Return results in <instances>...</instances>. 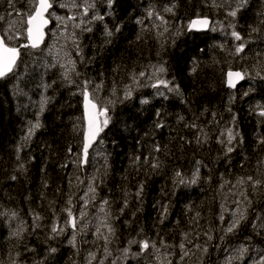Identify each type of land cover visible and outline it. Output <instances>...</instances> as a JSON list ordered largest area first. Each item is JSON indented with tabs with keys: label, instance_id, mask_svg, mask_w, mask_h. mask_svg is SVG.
Instances as JSON below:
<instances>
[{
	"label": "trees",
	"instance_id": "trees-1",
	"mask_svg": "<svg viewBox=\"0 0 264 264\" xmlns=\"http://www.w3.org/2000/svg\"><path fill=\"white\" fill-rule=\"evenodd\" d=\"M215 5L222 6L213 0H115L109 9L97 0L105 19L87 25L90 32L75 30L79 50H72L73 83L59 66L39 64L41 49H21L19 78L0 81V264H86L82 243L64 246L65 238L52 228L67 221L66 209L75 211L91 179L96 200L108 201L114 230L109 245L115 252L129 247V241L148 239L166 258L164 264H222L233 245L255 242L264 248V183L253 190L247 182L248 176L264 182V143L259 142L264 137L259 115L264 108V0H247L235 19L226 15L225 0ZM14 7L25 12L28 5L15 0ZM152 8L166 25L147 16ZM12 10L9 0H0L1 30ZM58 13L69 14L65 9ZM197 16L211 19L217 30L189 33L187 24ZM230 23L247 41L239 55L234 49L240 41L230 35ZM105 25L112 36L106 35ZM162 64L164 78L179 85L180 95L158 98L153 87L143 88V79ZM230 68L249 73L233 92L225 88ZM85 79L90 92L101 85V101H114L110 123L101 133L104 158L93 166L80 163L83 96L77 86ZM129 90L131 96L124 98ZM37 113L42 127L24 141ZM228 128L238 131L243 142L237 137L235 150L225 155L220 141L226 142ZM154 163L159 167L153 168ZM197 166V183H175L177 170L190 180ZM241 178L245 183H238ZM237 200L247 209L246 219L226 234L220 217L224 205ZM100 245L90 249L100 251ZM135 264L158 262L150 258Z\"/></svg>",
	"mask_w": 264,
	"mask_h": 264
},
{
	"label": "snow or ice",
	"instance_id": "snow-or-ice-1",
	"mask_svg": "<svg viewBox=\"0 0 264 264\" xmlns=\"http://www.w3.org/2000/svg\"><path fill=\"white\" fill-rule=\"evenodd\" d=\"M28 8L27 11L21 13L20 10L15 9L14 7V0H9V7L13 8L16 12V15L20 17L19 21L12 20L8 22V28H6L2 34H0V80L5 79L12 75L14 78H19L16 72L18 62L20 61L21 57V49H39L42 44H44L45 38L48 35L46 29L49 28V25L52 23L53 20L57 21V28H63V33H67L68 24L72 23L73 29H81V31H91V27H87V25L92 24L94 21H104L105 16L101 15L97 8V0H26ZM107 4L108 8L111 9L112 5L115 3V0H104ZM214 6H222V5H215V0H213ZM226 3L229 5V9L226 12L227 16L232 17L235 19L237 13L247 4V0H235V7L231 6L232 0H225ZM54 5L59 9H65L69 14L65 16L57 15V12L54 10ZM174 7V6H173ZM165 12H172V7H165L163 9ZM91 12V15L89 13ZM110 15L111 12H108ZM153 15L156 16L163 24H167V21L164 19L163 16L160 15L154 8L148 10L147 16L151 18ZM87 18V19H85ZM4 17L0 16V21H3ZM19 24V27L13 31V26ZM137 23H142V21H137ZM212 22L205 16L192 19L187 24L188 31H201L207 30ZM220 23V22H216ZM83 26V27H82ZM228 27L231 29L230 35L235 39V41H240L239 44L235 46L234 52L235 54L239 55L243 53L247 44L244 37L235 30V24L230 23ZM116 31H119V26L116 27ZM212 31H216V27H212ZM221 30H223V26H221ZM50 31V29H49ZM105 31L107 36H112V31L107 29V25H105ZM164 31H168L167 27L164 28ZM253 31H257V29H253ZM23 38L26 42L20 43L17 45L16 41H19ZM71 38L73 41L74 46L79 50V43L78 37L76 36L75 31L71 33ZM223 47V45H221ZM68 64L71 65V68H68L67 65H62L66 68L64 72V78L68 80L69 83H73L74 81L71 80L69 73L75 71V60L69 59ZM192 71L195 72V67L192 68ZM167 69L162 65H160L155 72L152 73V76L156 78L155 83L151 86L153 88L160 89L161 87L167 89L169 92H175L176 94L180 95L181 91L178 84H175L172 80L164 78L166 76ZM163 74V76L161 75ZM79 75V73H76ZM141 77L145 76V72H141L139 74ZM227 85L229 88H235L237 83L240 81L245 80L246 76L249 73L245 71H233L231 68L227 72ZM257 75H260L258 72ZM133 80L136 81V78L133 77ZM138 83V81H136ZM90 81L85 79L82 81V85H78L77 87L80 89L81 95L83 96V144H82V159L80 163H87V157L89 149L96 144L99 140L102 143L101 133L105 131L110 123L111 117L109 116V105H114V101L109 99L107 101H101L98 95V92L101 88V85L97 84L94 86L93 91L90 92L89 89ZM158 95L163 96V92H158ZM247 94V93H245ZM131 96V91L125 92L124 98H129ZM47 100H43L41 102V112L43 111L44 105L46 104ZM142 103H148L147 100L142 101ZM160 113L157 112V116L159 117ZM259 115L264 117V108H261ZM80 120L81 118H77ZM30 126L28 128L27 135L23 138L24 141H27L34 135L35 131L42 127L41 122L37 119L35 123L29 122ZM157 127H163V124L158 123ZM224 135V134H222ZM239 137V142H243V137L240 135L238 131H234L232 128L226 129V142L220 141L225 146V155L233 152L235 147L233 146V141L237 140ZM260 143H264V137L260 138ZM21 149H18L20 151ZM159 151V149H156ZM71 152V149H69ZM80 155V154H78ZM66 166V165H65ZM23 168V165H21ZM153 168L159 167V164L154 163L152 164ZM13 180L16 179L15 176L12 177ZM95 179V177L93 178ZM200 179L199 176V166H197L196 171L193 172L192 178L190 180H186L183 173L177 170L175 172L174 181L178 185H185V184H195ZM247 182L251 183L253 190L257 187L261 186L262 182L259 179H254L252 176L247 177ZM238 183L243 184L245 183L244 178H241ZM89 192L95 193V188L91 185L88 189ZM143 191V185L140 186L139 191L137 192V196ZM87 195V193H86ZM243 195V193H241ZM95 199L93 195L92 200ZM87 201L85 202V207L87 206ZM238 203V202H237ZM69 204H71V200H69ZM103 205H107L108 201H102ZM250 204V201H249ZM125 207L127 204L125 203ZM68 212V216L70 218V226L73 229V232L77 230V217L73 215L70 209H66ZM100 211L104 213V216L101 220L100 226L96 228V234L98 238H102L107 244L109 242V235L114 234V230L111 227V224L108 222V217L110 213L106 211L104 207L100 208ZM122 211V209H121ZM246 211L247 209L241 210L237 208L235 211L231 213V220L225 226L224 231L226 234L234 233L241 225V222L246 219ZM167 213V207L165 206L162 209V215ZM12 215L14 216L15 213L13 212ZM84 213H80V220L84 219ZM221 221L224 220L223 214L220 217ZM162 222V221H161ZM264 226V225H262ZM100 227H104L107 229L108 235L103 234L100 231ZM64 231L62 228H58L54 226L52 228V233L60 234ZM52 238H55L54 236ZM223 238V237H222ZM209 240L212 239L211 236L208 237ZM76 236L73 234L70 243L75 245ZM139 243L140 252L134 253L135 256H140L142 253L146 252L150 247L155 249L156 256L155 259L158 264H164V261L161 260L159 252L160 250L156 247L155 243L149 242L148 239H143L140 241L132 240L129 241V245ZM181 249H184V245H180ZM199 248L200 246L197 245ZM56 248H51V252H56ZM130 251L129 249L124 250V255L127 256ZM105 252L107 249L105 248ZM202 252L207 253V247L202 249ZM248 252V248L241 245L240 248L236 250L235 256H228L226 257L227 264H232L233 259L242 260L245 253ZM188 253L185 251L184 255ZM91 256H95L94 253H90ZM183 259V257H181ZM102 264V262H101ZM168 264H171V261H168ZM257 264H264V255H261L260 259L258 260Z\"/></svg>",
	"mask_w": 264,
	"mask_h": 264
},
{
	"label": "rangeland",
	"instance_id": "rangeland-1",
	"mask_svg": "<svg viewBox=\"0 0 264 264\" xmlns=\"http://www.w3.org/2000/svg\"><path fill=\"white\" fill-rule=\"evenodd\" d=\"M15 9H18L20 10L21 13H23V11L20 8L16 7ZM57 9L63 10L59 8ZM54 10L56 11V9ZM58 10L56 11L57 15H61L58 13ZM89 15H91V12L89 13ZM19 19L20 17L16 15V12L14 9L10 11L6 16V22H3L4 27L2 30L0 29V32L2 31L3 33V31L6 28H8L9 21H12V20L19 21ZM18 27H19V24L17 23L16 25L13 26V31H15V29ZM75 30L76 29H73L72 27V23H69L67 33L62 34L63 28L62 27L57 28V21L53 20V26L51 30L48 32L47 45H45L46 47L41 48L40 55L36 56L37 58L40 59L39 64L47 69L48 68L50 69L55 66H59L63 71H66V68L63 67L62 65H67L68 68H71V65L68 64V60L69 59L74 60V53L72 50L75 49V46L71 38V33ZM157 68L158 67L154 68L150 73H148L146 78L143 79L144 81L143 88H146V87L152 88L151 85L155 83V80H156V78L152 76V73L155 72ZM152 89L155 90L154 94L158 98L161 96L157 94L158 92H163L164 93L163 96L173 93V92H169L167 89H164L162 87L160 89H157V88H152ZM103 155H104V147L100 142H97V144H95L92 150L88 153L87 162L90 163V166H93L97 162H99L101 159L104 158ZM90 185L95 188V183L92 179L86 185L84 196L81 199L76 212L75 213L72 212L73 215L77 217V230L75 231V233L73 232V229L70 226V223H69L70 218H68V220L65 223L63 222L58 226V228L64 229L62 233L58 234L59 237L65 238L63 245L64 246L69 245V246L75 247L80 241L83 244V247L92 246L95 248L96 243L97 244L101 243L100 251L98 250L96 252L87 251L85 253L84 258L86 259L87 264H101V262L102 264H129V263L135 264L140 260L149 261L150 258H155L157 253L155 249H152L151 247L146 252L142 253L140 256H135L133 254L140 252V249L139 250L135 249L137 247L136 244L129 245V247L125 249L130 248V251L128 255L125 256L124 255L125 249L117 250L116 252L111 249L109 245L111 241V235H109V242L107 244H105L102 238H98L96 234V228L100 226L101 220L104 216V213L100 211V208L104 207L106 209V207L105 205L101 204V202L96 201L95 193L88 191ZM93 195L95 196L94 200H92ZM86 201L88 203H87V206L85 207ZM237 202L235 201L233 204L231 203L229 205H226V204L224 205V208H223L224 220L222 221L224 224L223 225L224 228L230 222L231 213L233 211H235L237 208L243 210L240 200H237ZM81 212L85 214L83 220H80ZM108 222L111 224V227H112V222H111L110 217H108ZM15 225H17L18 227L20 226V224L17 222H15ZM100 231L103 234L108 235L106 228L100 227ZM73 234H75L76 236L75 245L70 243ZM243 246L249 248L247 245H243ZM105 248L107 249V252H105ZM238 248H240V246H236L233 250H231L228 256L231 255L234 257L236 254V250ZM90 253H94L95 256L94 257L91 256ZM159 255L161 259L164 256L160 252H159ZM260 257H261L260 253L252 252L248 250V252L245 253L242 260L233 259L232 264H257ZM165 259L166 258H164L163 260ZM225 264H227V260L225 261Z\"/></svg>",
	"mask_w": 264,
	"mask_h": 264
},
{
	"label": "bare ground",
	"instance_id": "bare-ground-1",
	"mask_svg": "<svg viewBox=\"0 0 264 264\" xmlns=\"http://www.w3.org/2000/svg\"><path fill=\"white\" fill-rule=\"evenodd\" d=\"M64 16V15H63ZM209 19V18H208ZM211 20V19H210ZM189 33H193V32H190L189 31ZM19 63V62H18ZM18 66V65H17ZM233 71H244V70H233ZM228 72V71H227ZM227 72H226V74H227ZM11 76V75H10ZM9 76V77H10ZM8 78V77H7ZM6 79V78H5ZM2 80H4V79H2ZM1 81V80H0ZM246 82V78H245V80H244V83ZM243 83V84H244ZM242 84V85H243ZM241 86V85H240ZM225 88L227 89V90H229V91H231V92H233V91H235V90H232L233 88H229L228 87V85H227V75L225 76ZM169 95V94H168ZM167 96V95H166ZM166 96H160L159 98H166ZM30 101L32 102L33 100H31L30 99ZM83 107V106H82ZM39 120L40 119V114H38L37 113V115H36V118H35V120L32 122V123H35V121L36 120ZM30 124V123H29ZM30 126V125H29ZM27 132H28V129L25 131V134H24V137L27 135ZM36 133V132H35ZM35 133H34V135H35ZM34 135H32L31 136V138L29 139V140H32L33 139V137H34ZM85 193V192H84ZM84 193H83V195H82V198H83V196H84ZM96 196V195H95ZM81 198V199H82ZM81 201V200H80ZM97 201V200H96ZM80 203V202H79ZM102 204V203H101ZM105 207H106V205H105ZM77 206L75 207V211L74 210H71L73 213H75L76 212V210H77ZM107 208V207H106ZM15 216V215H14ZM14 218V217H13ZM68 218H69V216H68ZM68 220V219H67ZM221 220V219H220ZM112 222V221H111ZM113 228V227H112ZM112 236V235H111ZM83 245V244H82ZM241 245H247L249 248H248V250H250V251H252V252H257V253H260V255H264V248L263 247H261V245L260 244H257V243H255V242H253L252 244H250V245H248L247 243H241V244H236V245H233L231 248H230V250H228L227 251V253H226V256H225V258H224V260L222 261V264H225V261H226V257H228V255L230 254L229 252L231 251V250H233L236 246H241ZM125 248H128V247H125ZM125 248H123V249H125ZM87 251H91V252H94L93 250H91L90 249V247H83L82 246V253H84V256H85V253L87 252ZM85 259V258H84ZM85 262H86V259H85ZM167 262V261H166ZM86 264H87V262H86ZM129 264H131V263H129Z\"/></svg>",
	"mask_w": 264,
	"mask_h": 264
},
{
	"label": "water",
	"instance_id": "water-1",
	"mask_svg": "<svg viewBox=\"0 0 264 264\" xmlns=\"http://www.w3.org/2000/svg\"><path fill=\"white\" fill-rule=\"evenodd\" d=\"M210 20V19H209ZM211 22H212V20H210ZM212 27H213V22L210 24V26H209V28L207 29V30H201V31H196V30H193V31H190V32H193V33H196V34H206V33H209V32H211L212 30ZM52 28V23L49 25V28L48 29H46V32H49V29H51ZM0 34H1V32H0ZM48 36V35H47ZM47 36H46V38H45V41H44V44H45V42H46V40H47ZM44 44H42L41 45V47L39 48V49H41L43 46H44ZM39 49H31V50H33V51H37V50H39ZM244 83V80L243 81H240L239 83H237V85H236V87L235 88H233L232 90H235V89H237L240 85H242ZM83 111H84V109H83ZM97 142H99V140L97 141ZM97 144V143H96ZM94 145L95 144H93V146L89 149V152L92 150V148L94 147ZM88 152V153H89Z\"/></svg>",
	"mask_w": 264,
	"mask_h": 264
}]
</instances>
